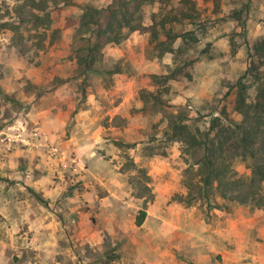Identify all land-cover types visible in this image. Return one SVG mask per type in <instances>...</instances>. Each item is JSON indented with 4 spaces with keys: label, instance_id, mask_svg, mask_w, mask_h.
Here are the masks:
<instances>
[{
    "label": "rangeland",
    "instance_id": "1",
    "mask_svg": "<svg viewBox=\"0 0 264 264\" xmlns=\"http://www.w3.org/2000/svg\"><path fill=\"white\" fill-rule=\"evenodd\" d=\"M112 1L0 0V264H264V207L184 202L200 176L170 128L239 119L264 0H143L85 72L81 19Z\"/></svg>",
    "mask_w": 264,
    "mask_h": 264
},
{
    "label": "trees",
    "instance_id": "2",
    "mask_svg": "<svg viewBox=\"0 0 264 264\" xmlns=\"http://www.w3.org/2000/svg\"><path fill=\"white\" fill-rule=\"evenodd\" d=\"M142 4L143 0H113L105 9L85 10L80 28L87 33L84 38L87 44L81 49L85 53L77 56L85 72L98 73L94 64L101 50L108 44L121 43L128 32L137 29L136 16ZM249 58L245 74L239 79L235 100L239 119L229 117L222 109L218 116L211 117L207 126L199 125L185 108L170 123L174 131L186 132L187 150L199 154L193 155L194 160L188 166L200 179L188 183V193L183 199L186 203L203 199L210 208L229 210L211 194L215 190L220 199L239 202L251 209L264 207L261 187L264 182V71L256 64H264V41L253 45ZM246 77L257 84L254 95L243 82ZM185 120L192 122L182 125ZM238 166H244L248 175L239 174ZM145 215L142 210L138 225L143 223Z\"/></svg>",
    "mask_w": 264,
    "mask_h": 264
}]
</instances>
